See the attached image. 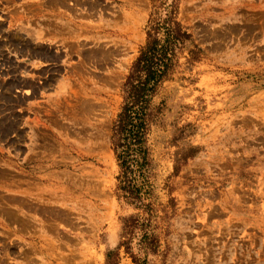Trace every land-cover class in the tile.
Returning a JSON list of instances; mask_svg holds the SVG:
<instances>
[{"label":"rangeland","instance_id":"rangeland-1","mask_svg":"<svg viewBox=\"0 0 264 264\" xmlns=\"http://www.w3.org/2000/svg\"><path fill=\"white\" fill-rule=\"evenodd\" d=\"M170 13L191 41L152 101L141 208L112 127ZM130 216L159 237L133 235L147 264H264V0H0V264H109Z\"/></svg>","mask_w":264,"mask_h":264},{"label":"trees","instance_id":"trees-1","mask_svg":"<svg viewBox=\"0 0 264 264\" xmlns=\"http://www.w3.org/2000/svg\"><path fill=\"white\" fill-rule=\"evenodd\" d=\"M161 28L164 30L163 38L159 37ZM188 41H191V34L171 13L162 25L160 22L151 24L147 43L124 83L125 101L114 121L111 136L112 149L120 167L117 189L120 196L141 208L149 205L144 202V187L137 180L139 177L144 178L150 165L147 140L153 117L152 101L175 66L177 49ZM151 227L150 218L143 221L134 216L127 218L125 238L116 250L109 251L107 262L113 264V258L119 256V248L124 246L135 264H147V259L140 258L132 251L131 242L136 230L140 229L143 232L140 243L142 249L147 254H157L160 240L157 234L150 231Z\"/></svg>","mask_w":264,"mask_h":264}]
</instances>
